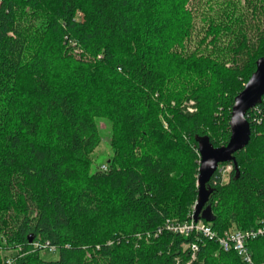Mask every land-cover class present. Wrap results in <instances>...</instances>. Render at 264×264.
I'll return each mask as SVG.
<instances>
[{
    "label": "trees",
    "instance_id": "1",
    "mask_svg": "<svg viewBox=\"0 0 264 264\" xmlns=\"http://www.w3.org/2000/svg\"><path fill=\"white\" fill-rule=\"evenodd\" d=\"M190 2L0 0V252L20 248L13 264H187L191 244L190 264L264 262V237L246 263L163 228L193 220L197 141L226 144L233 98L264 57V0H206L192 48ZM245 118L248 144L218 165L196 221L216 236L264 225V95ZM45 240L55 260L30 245Z\"/></svg>",
    "mask_w": 264,
    "mask_h": 264
},
{
    "label": "water",
    "instance_id": "2",
    "mask_svg": "<svg viewBox=\"0 0 264 264\" xmlns=\"http://www.w3.org/2000/svg\"><path fill=\"white\" fill-rule=\"evenodd\" d=\"M264 95V57L255 61L254 71L250 74L241 91L233 98L229 118V138L222 146H213L208 137L198 139L199 153L197 169V199L192 214L193 221L198 220V214L208 200L209 190L206 188L211 176L221 163H234V153L242 150L249 141L250 127L245 113L255 107ZM31 239L29 240V242Z\"/></svg>",
    "mask_w": 264,
    "mask_h": 264
},
{
    "label": "built area",
    "instance_id": "3",
    "mask_svg": "<svg viewBox=\"0 0 264 264\" xmlns=\"http://www.w3.org/2000/svg\"><path fill=\"white\" fill-rule=\"evenodd\" d=\"M225 167L228 170L230 169L229 165ZM100 168L102 170H105V165H101ZM222 168L224 167H219L218 170L221 171ZM163 228L168 231L181 234L183 236H187L190 234H200L209 240L215 239L219 248L222 251L233 250L246 263H252L251 255L247 247V242L249 240H253L258 237H264V225L258 226L254 229H249V230H244V231L231 230V231L226 232L222 236H216L214 231L208 225L202 222H194L191 219V217L189 221L187 222L185 221L182 223H174L170 220H166L163 225ZM159 231L160 229H158V232ZM30 245L32 249H38V250L47 251L50 253L56 252L55 247L52 246L46 240L45 241H34V242H31ZM190 250H191L190 262H191L195 257V252L197 251V245L191 244ZM14 251H15V254L16 252L18 253L20 251V248H17ZM14 260H15V256H10V257L6 256L3 258V263L13 264ZM190 262H188L187 264H190ZM260 264H264V262Z\"/></svg>",
    "mask_w": 264,
    "mask_h": 264
},
{
    "label": "rangeland",
    "instance_id": "4",
    "mask_svg": "<svg viewBox=\"0 0 264 264\" xmlns=\"http://www.w3.org/2000/svg\"><path fill=\"white\" fill-rule=\"evenodd\" d=\"M206 0H191L188 7L193 10V16H194V31L192 34V38L190 43L188 44L189 48H192L195 46V42L202 36L203 29H204V23L203 20H201V17L203 16L202 10L204 9V3ZM193 101H186L183 103V106L186 108L188 112H192L195 109L192 107ZM98 129L101 136V141L97 148L94 150L92 154L93 158V168L100 167L104 163V161L110 156L111 150L108 145V139H109V125L105 121L98 119ZM164 127L166 126L165 123H163ZM222 182L225 183L227 181V174L229 170L224 167L222 168ZM1 258L8 256H14L15 252L11 250H2L1 252ZM40 255L45 260H55L57 258V253H50L47 251H41Z\"/></svg>",
    "mask_w": 264,
    "mask_h": 264
}]
</instances>
